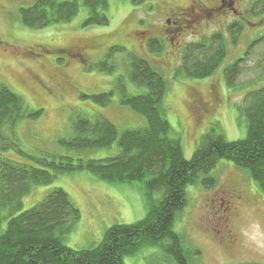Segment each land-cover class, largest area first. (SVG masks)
Listing matches in <instances>:
<instances>
[{
	"label": "rangeland",
	"instance_id": "rangeland-1",
	"mask_svg": "<svg viewBox=\"0 0 264 264\" xmlns=\"http://www.w3.org/2000/svg\"><path fill=\"white\" fill-rule=\"evenodd\" d=\"M35 1L0 0V83L21 95L30 110H42L38 119H23L18 124L17 136L23 152L35 156L65 153L59 140L72 136L70 119L79 112L92 117L102 114L114 122L120 132L143 126L145 118L121 104V95L116 89L117 78L123 77L130 94L142 91L128 78L126 65L131 56L148 59L166 77L169 88L163 106L171 125V134L180 139L186 159L192 158L203 136L215 126L227 141L247 137L248 123L240 108L250 91L264 87V0L238 3L236 8L239 14L230 8V0H225L224 8L227 11L219 16V20L204 23L197 31L185 29L172 32L174 45L168 42L159 47V42L153 43L157 46L155 50L149 44L143 45L142 40L150 38L149 43L158 41L155 34L163 28L166 7L172 3L187 6V0H108L106 13L110 23L107 26H84L88 8L84 0H76L79 12L70 22L52 23L41 29L24 26L20 18V9L33 5ZM219 33L226 38V57L213 74L203 79L180 74L178 68L185 48ZM86 41H95L100 45L85 57L87 63L60 68L63 67V59L58 58L56 63L53 62L52 59L58 56V53H53L56 49ZM113 46L123 47L124 51H112L109 62L115 64L116 68L109 73L96 65L106 59ZM34 51L38 54L42 52V56L31 58L30 55L35 56L31 53ZM240 58L243 59L238 67L240 74L233 87L228 86L225 68ZM111 90L116 91L112 103L106 107L90 97H84ZM213 95L215 102H211ZM194 96L211 102L207 115L201 117L193 103ZM118 151L119 146L115 143L110 148L89 151L85 157L102 159L115 156ZM5 154L19 162L27 159L16 150ZM210 176L216 179L215 185L206 186L201 178L198 183L187 187V199L190 194L201 190L210 193L206 200L210 213L217 212L215 228L220 236L224 235L220 222L225 215L223 208L220 210L214 200H219V197L225 200L220 189L226 182L234 181L251 197V203L264 208V193L249 170L237 168L230 161L223 160ZM54 188H63L81 211L80 220L65 240L68 247L76 250L97 246L111 226L133 224L147 214V200L138 185L107 184L86 171L65 173L50 185L35 186L24 197L23 210L41 202ZM188 200L174 222L175 231L181 235ZM7 224V220L0 223V236ZM124 264L177 262L161 244H157L140 248L127 256Z\"/></svg>",
	"mask_w": 264,
	"mask_h": 264
},
{
	"label": "trees",
	"instance_id": "trees-1",
	"mask_svg": "<svg viewBox=\"0 0 264 264\" xmlns=\"http://www.w3.org/2000/svg\"><path fill=\"white\" fill-rule=\"evenodd\" d=\"M84 3L88 8L84 26L109 25L108 0H84ZM78 12L76 0H36L19 11L23 25L37 29L70 22ZM225 39L219 33L188 45L178 72L196 79L211 76L226 57ZM158 42L151 41L149 46L155 50L157 46L152 44ZM114 50L124 51V48L111 47L106 59L96 67L113 72L116 65L110 63V58ZM242 60L225 68L228 86L233 87L240 74L238 67ZM126 67L129 80L142 91L130 94L124 78L118 77L116 89L121 104L143 116L146 123L120 132L102 114L92 117L79 112L70 119L72 136L59 140L65 153L57 155L35 156L20 149L19 122L38 119L42 110H30L21 95L0 83V223L8 222L0 236V264H124L125 258L140 248L157 244L177 264H196L197 254L188 249L182 235L174 229L177 214L187 204V187L201 178L204 185L213 187L216 179L210 173L226 160L237 168L249 170L264 193V87L250 91L240 108L248 123L246 138L227 141L215 126L203 136L188 160L180 139L172 136L166 118L163 106L169 88L166 77L143 57L131 56ZM115 91L84 97L106 107L112 103ZM115 143L119 146L115 156L85 157L89 151L110 148ZM13 150L27 159L19 162L7 157L5 153ZM78 171L89 172L111 185H138L147 200L146 216L133 224L111 226L93 248L68 247L65 240L81 218V211L70 195L63 188H54L27 210H23V199L35 186L50 185L60 175Z\"/></svg>",
	"mask_w": 264,
	"mask_h": 264
},
{
	"label": "clouds",
	"instance_id": "clouds-1",
	"mask_svg": "<svg viewBox=\"0 0 264 264\" xmlns=\"http://www.w3.org/2000/svg\"><path fill=\"white\" fill-rule=\"evenodd\" d=\"M203 190L190 194L184 212L183 239L197 254L196 264H264V208L244 198L230 201L228 235L217 234L214 214Z\"/></svg>",
	"mask_w": 264,
	"mask_h": 264
},
{
	"label": "flooded vegetation",
	"instance_id": "flooded-vegetation-1",
	"mask_svg": "<svg viewBox=\"0 0 264 264\" xmlns=\"http://www.w3.org/2000/svg\"><path fill=\"white\" fill-rule=\"evenodd\" d=\"M244 1L245 0H230L231 2L230 8L235 13L239 14V11L236 8V6L238 3H242ZM186 2H188L187 6L172 3L166 7L164 21L162 24L163 28L155 34V38L158 39L160 45H163L164 43H168V42L174 45L175 38L171 35L172 32L174 33L177 31L178 33L180 30L182 31L185 29H189L191 32L197 31L198 30L197 28L202 27L204 23L215 22L219 20V16L227 11V8H224L226 6L225 0H187ZM149 39L150 38H145L144 41L142 40V44L148 45ZM142 44L140 45V47H142ZM99 47L100 45L95 41L75 43L73 45L66 46V48L64 47L58 48L55 51H53V53H58V56L52 60L53 62L56 63L55 61L56 59L58 58L63 59L64 60L62 64L63 67L60 68H66L71 65L80 66L82 63L83 64L87 63L85 57L89 55V52ZM31 53L35 55V56L30 55L31 58L42 56L41 54L42 52H39V54L36 51ZM42 85L46 86L43 83ZM215 101H216V97L213 95V99L211 102H215ZM211 102L205 100L203 101V99L199 97L195 98V100L193 101V103L196 104V107L199 110L201 117L208 114L211 107ZM220 194H222L225 197V200L223 201V199L219 197V200L215 199L214 201L218 203V207L220 208V210L222 208L224 210L225 216L221 218L220 225H222L224 228L223 229L224 235H221V237L226 238L229 231L228 229L229 217L230 214L232 213V208L230 207V201L234 198H244L249 202H251V197L249 195L247 196L245 190L240 188L234 181L226 182L223 185V187L220 189ZM216 213L217 212L214 211L210 214H214V217H216ZM214 222L216 224L215 220ZM218 222H219V218H218ZM217 234L220 236L219 231H217Z\"/></svg>",
	"mask_w": 264,
	"mask_h": 264
}]
</instances>
